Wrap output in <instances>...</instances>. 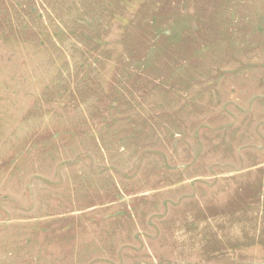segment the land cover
<instances>
[{
	"label": "rangeland",
	"instance_id": "1",
	"mask_svg": "<svg viewBox=\"0 0 264 264\" xmlns=\"http://www.w3.org/2000/svg\"><path fill=\"white\" fill-rule=\"evenodd\" d=\"M0 264H264V0H0Z\"/></svg>",
	"mask_w": 264,
	"mask_h": 264
}]
</instances>
